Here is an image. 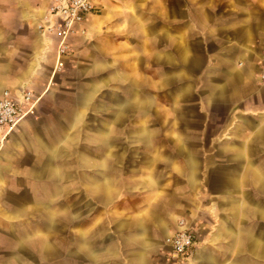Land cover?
Wrapping results in <instances>:
<instances>
[{
  "label": "crops",
  "instance_id": "obj_1",
  "mask_svg": "<svg viewBox=\"0 0 264 264\" xmlns=\"http://www.w3.org/2000/svg\"><path fill=\"white\" fill-rule=\"evenodd\" d=\"M52 1L0 0V96L31 89L41 101L0 134V201L26 192L40 202L0 215L41 217L35 234L51 251L35 264H264V0H97L58 72V39L39 28ZM173 36L180 65L168 59L158 80L156 41L171 56ZM87 78L98 82L70 90ZM157 103L170 127L150 123ZM86 133L98 142L65 146ZM156 135L170 144L138 140ZM62 152L73 153L66 165ZM181 222L194 245L175 262Z\"/></svg>",
  "mask_w": 264,
  "mask_h": 264
},
{
  "label": "rangeland",
  "instance_id": "obj_2",
  "mask_svg": "<svg viewBox=\"0 0 264 264\" xmlns=\"http://www.w3.org/2000/svg\"><path fill=\"white\" fill-rule=\"evenodd\" d=\"M174 11H179V9L174 8ZM178 16L179 15H177L176 18H179ZM171 27H172L173 32H180L181 29L183 30V24L182 25L178 23L172 24ZM177 38L178 37L173 36V40H171V46L170 47L167 46L166 48V51L169 49L171 50V56H167V55L165 56V54H161L163 51L165 52V49L162 45L163 41L159 39H157L156 41L157 55H156L155 63H156L158 80L163 78V74H164V71H162L163 66L164 64H168L167 63L168 59L172 63L171 65L173 64H174L173 66L180 65L181 61L178 57L179 41ZM159 52L161 53L158 54ZM161 68L162 70L158 71V69H161ZM168 79H170L171 81H176L181 78L176 77V75L172 73V76H170ZM95 82H98V81H95V79H91V78L90 79L87 78L83 80H75L74 83H71L70 90L73 92V90L74 91L77 90L84 83L85 84L88 83L87 85L90 86L91 83H95ZM156 90H157V97L165 95L164 90H166L168 96H173L176 94V88L174 87H171L170 89H162V88L157 87ZM96 96L97 98L95 100L98 104L99 98H98V95ZM40 103L41 101L38 102L37 107H39ZM160 108H162V106L159 103H157L155 119L151 120L150 123H152L156 128L170 127V124H172L174 120H172L170 116L167 118L166 114H164V112ZM134 123H139L140 126L148 125V121L144 119L138 122L134 121ZM96 127H99V118L96 115L89 117L87 120V125H86L87 130H92V132H94ZM98 139H99L98 136H90L87 133L85 135L79 134L74 137V141L72 140L73 142L65 144V146L70 145V147H72L73 145L79 144V143H91V142L95 143V142H98ZM170 139L171 137L158 136V135L138 137V140H140L139 141L140 143H148L149 141H151L152 143L156 142L160 144H163V143L170 144ZM78 154L79 152H77V155ZM90 154L97 158L99 156L98 152H91ZM72 156H73L72 152H62L60 160L66 165L68 159L71 158ZM65 170H66V167H65ZM64 187H65L64 191L66 192L67 185H64ZM33 191L35 192L34 189ZM24 194L28 196L27 199L1 200L0 202H2V206H0V208L3 207L4 209L6 207V208H11V209H17V211H20V209L24 211L27 208L28 212L34 213L36 211L35 205H37V203L40 201L30 198L32 193H26V192L21 193V195H24ZM57 206L59 208L68 207V199L65 198V199L59 200V202L57 203ZM60 218H61V222L66 223L67 216H60ZM40 220H41V217L39 215H34V214L25 215V216L0 215V264H15L13 261L14 251H18L19 253H21V255L24 256V258H26V260L28 261V264H35L36 257L39 254V251H41V249L43 248V246H44V249H46L48 246L49 251H51L50 249L51 240L47 238H44L43 240L37 239V235L35 234L36 227L41 223ZM26 229L32 230L33 232L31 234L29 233V237L27 241H24V240L21 241L20 234Z\"/></svg>",
  "mask_w": 264,
  "mask_h": 264
},
{
  "label": "built area",
  "instance_id": "obj_3",
  "mask_svg": "<svg viewBox=\"0 0 264 264\" xmlns=\"http://www.w3.org/2000/svg\"><path fill=\"white\" fill-rule=\"evenodd\" d=\"M97 0H53L39 28L58 39L57 63L55 72L65 67V60L70 54L69 39L77 33H85L82 28L86 17L98 10ZM260 79L264 83V50L261 53ZM40 97L31 89L16 91L5 90L0 96V134L4 138L17 126L35 116ZM181 228L171 238L169 259L180 262L194 245V234L183 222Z\"/></svg>",
  "mask_w": 264,
  "mask_h": 264
}]
</instances>
